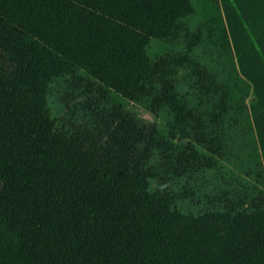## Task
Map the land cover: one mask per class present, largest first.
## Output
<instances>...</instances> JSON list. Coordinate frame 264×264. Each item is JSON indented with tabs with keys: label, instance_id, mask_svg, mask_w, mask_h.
<instances>
[{
	"label": "trees",
	"instance_id": "trees-1",
	"mask_svg": "<svg viewBox=\"0 0 264 264\" xmlns=\"http://www.w3.org/2000/svg\"><path fill=\"white\" fill-rule=\"evenodd\" d=\"M151 39L182 53L148 120L123 93ZM194 57L232 74L222 104L243 112L220 0H0V264H264L258 169L161 120Z\"/></svg>",
	"mask_w": 264,
	"mask_h": 264
},
{
	"label": "rangeland",
	"instance_id": "rangeland-1",
	"mask_svg": "<svg viewBox=\"0 0 264 264\" xmlns=\"http://www.w3.org/2000/svg\"><path fill=\"white\" fill-rule=\"evenodd\" d=\"M146 51L152 59V72L144 78L137 89L123 93V95L132 104L137 106L143 118L152 120L153 114L151 112V105L153 98L166 79L174 73L177 60L182 52L158 39H151ZM194 62H200L201 65L205 67L210 65L194 57L186 68L192 67ZM256 73H260V76L257 78V84L262 85L260 84L262 74L261 72ZM186 80L187 73L186 76L183 77L182 83H186ZM188 82H191L189 86L191 93L194 94L190 95L189 98L185 96L183 97L184 99L181 100L177 99L179 95L169 97L164 103L161 112V120L171 124L184 116H189L191 118V124L186 134L191 140L204 145L218 157H227L228 155L226 154L229 151L231 158L228 157L237 168L239 167L242 170L247 169L250 172L255 168L259 169L262 158L260 157L257 145L258 139H256L255 134L257 132L253 129V124L248 114L246 112L232 113L226 111L222 104V97L218 95L213 99H208L210 103H207L208 105L205 107V116H200L199 110L201 108L195 99L196 89L201 82H207L208 86L211 87L213 78H209V74L208 76L198 75L192 80L189 79ZM260 93L263 98L264 90L261 91V88L259 89V96ZM259 110H261V112ZM257 111L262 113L260 118L257 114V123L264 145V102L256 109V112ZM225 162L230 165L229 161L225 160Z\"/></svg>",
	"mask_w": 264,
	"mask_h": 264
},
{
	"label": "crops",
	"instance_id": "crops-1",
	"mask_svg": "<svg viewBox=\"0 0 264 264\" xmlns=\"http://www.w3.org/2000/svg\"><path fill=\"white\" fill-rule=\"evenodd\" d=\"M220 5L224 15V19L227 25L230 41L236 57V62L240 72V76L248 80L252 84V94L245 103L243 112H246L250 121L253 124L255 130L256 139H258L257 145L260 152L261 166L252 174H246L247 176H253V179L257 182L264 184V145L258 130L257 114L259 118L262 116L261 110L256 112V109L260 107L264 102V97L260 93L259 89L264 90V0H220ZM200 62H194V65L190 68H185L182 73L179 84L169 94L168 98L175 95L177 99L189 98L192 95L190 90L189 79L192 80L197 77L199 72ZM211 76L213 78V84L208 86L207 82H201L196 90L197 104L200 106V116H205V107L210 103L208 99H213L220 95L223 98V91L226 82L231 77V73L225 71L214 65H209ZM262 74V80L258 85L257 78ZM186 83H182L183 77L186 76ZM208 75V72L206 73ZM205 75V76H206ZM259 86V87H258ZM188 96V97H187ZM264 132V131H263ZM230 157L229 151L227 154ZM222 157L229 162V157ZM263 161V162H262ZM231 164V163H230ZM234 166V165H233Z\"/></svg>",
	"mask_w": 264,
	"mask_h": 264
}]
</instances>
